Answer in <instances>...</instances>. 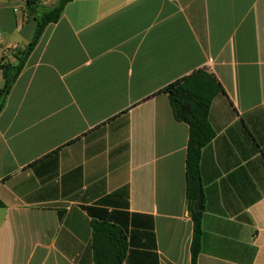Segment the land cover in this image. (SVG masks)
<instances>
[{"label": "crops", "instance_id": "crops-1", "mask_svg": "<svg viewBox=\"0 0 264 264\" xmlns=\"http://www.w3.org/2000/svg\"><path fill=\"white\" fill-rule=\"evenodd\" d=\"M36 27L0 0V64ZM199 70L223 91L198 264H264V0H71L0 113V264H95V221L125 231V264H191L189 126L161 90Z\"/></svg>", "mask_w": 264, "mask_h": 264}, {"label": "trees", "instance_id": "trees-1", "mask_svg": "<svg viewBox=\"0 0 264 264\" xmlns=\"http://www.w3.org/2000/svg\"><path fill=\"white\" fill-rule=\"evenodd\" d=\"M71 0H60L53 7L40 11L39 0H26V13L34 16L37 27L32 41L13 54L16 63L3 62L4 85L0 89V113L8 95L23 71L26 62L38 45L46 27L62 17L66 5ZM223 91L216 79L203 70L196 71L166 86L161 92L170 99L176 120L189 126V141L186 156L187 199L193 221L191 264H198L202 248L203 208L198 210V198L202 191L200 162L202 150L212 142L216 132L210 123V110L214 98ZM4 203L0 199V207ZM129 242L121 228L106 222H93L92 248L95 264H125Z\"/></svg>", "mask_w": 264, "mask_h": 264}, {"label": "built area", "instance_id": "built-area-1", "mask_svg": "<svg viewBox=\"0 0 264 264\" xmlns=\"http://www.w3.org/2000/svg\"><path fill=\"white\" fill-rule=\"evenodd\" d=\"M24 17H26V14H24ZM2 44V30L0 29V45ZM19 48V46L18 45H13V44H10V45H8V46H6L5 48H4V56L5 57H9V56H12V57H14L13 55V53L17 50Z\"/></svg>", "mask_w": 264, "mask_h": 264}, {"label": "water", "instance_id": "water-1", "mask_svg": "<svg viewBox=\"0 0 264 264\" xmlns=\"http://www.w3.org/2000/svg\"><path fill=\"white\" fill-rule=\"evenodd\" d=\"M203 202H204V194L201 191L198 198V210H201L203 208Z\"/></svg>", "mask_w": 264, "mask_h": 264}, {"label": "rangeland", "instance_id": "rangeland-1", "mask_svg": "<svg viewBox=\"0 0 264 264\" xmlns=\"http://www.w3.org/2000/svg\"><path fill=\"white\" fill-rule=\"evenodd\" d=\"M3 87V83L0 81V89Z\"/></svg>", "mask_w": 264, "mask_h": 264}]
</instances>
